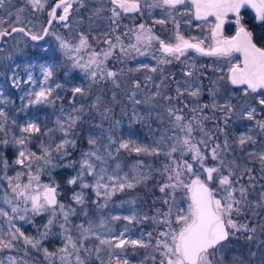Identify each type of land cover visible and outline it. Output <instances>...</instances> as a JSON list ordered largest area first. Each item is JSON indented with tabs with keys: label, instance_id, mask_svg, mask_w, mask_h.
I'll return each instance as SVG.
<instances>
[{
	"label": "snow or ice",
	"instance_id": "1",
	"mask_svg": "<svg viewBox=\"0 0 264 264\" xmlns=\"http://www.w3.org/2000/svg\"><path fill=\"white\" fill-rule=\"evenodd\" d=\"M27 2L37 11L44 10L48 4V0H27ZM108 2L111 5L107 9L111 13L109 18L116 27H119L118 20L123 14L142 13V0H108ZM187 3H190L191 7L184 13L185 15L190 14L201 21H207L209 17L214 18V23L209 29L210 43L206 44L205 39L196 37L185 38L175 20L177 30L174 39L170 42L160 39L153 33L152 28L141 23L123 34L127 36L131 33L134 42L125 45L121 35H115L114 40L106 38L104 43L108 45L107 49L100 52L92 51L88 60L81 63L82 57L71 54L80 53L81 50L90 47L88 38L83 33L80 34L78 45H72L60 36H56V40L59 42L61 52L72 60V68L81 69L93 81L99 76L113 79L115 82L117 72L107 69L106 61L115 54L116 49H119L123 56H130L133 52L144 56L149 54L148 50L153 47L154 41L159 44L157 50L163 54L159 58L161 64H169L173 60L179 61L190 50L200 56L217 58H231L233 54L239 53L240 59L230 62L226 76H221L220 79H226L233 86H243L245 96L257 94L253 99L264 111V44L258 46L253 31L249 29L241 13L242 9H252L255 13L254 19L264 25V0H152L151 3L144 0L143 6L148 9L164 8L169 10L171 15V10H176L179 5ZM4 4L5 0H0V8L4 7ZM74 5H78L75 10L79 11L80 7L85 6L84 0H52L47 24L51 26L59 21L63 22L65 28L69 27L67 21ZM104 10L103 7L98 8L93 14L99 15ZM18 11L22 12L23 9ZM230 15L234 17L236 31L235 35L229 37L224 35V25ZM20 22L21 17L18 15L15 23ZM2 23L5 21L0 20V24ZM155 23L164 24L165 20H157ZM116 27L112 28V33L116 32ZM16 32L23 33L31 41H41L51 34L48 27H44L39 33H34L31 29L26 30L25 27H11V31L7 28L0 30V37L11 36ZM55 67L50 64L40 65L43 82L38 91L28 93L29 104L54 103L53 88L48 86V81L53 77ZM142 67L149 68L146 64ZM187 67L188 70L184 75L192 77L195 67L194 65ZM149 70L157 71L155 67ZM217 70L223 71V69ZM25 83L36 84L31 72L28 73ZM12 84L17 88L20 86V79L15 72ZM135 86L139 87V83ZM56 87L59 88L60 85L57 84ZM84 91L79 86L72 88L74 96L83 95ZM176 91L178 96L186 91L194 98L199 97L201 92L199 87L193 89L191 85L183 91L177 87ZM165 99L172 98L165 97ZM135 103L139 104L141 101L136 100ZM208 107L225 113L223 117L225 125L231 114L235 112V107L230 101L218 104L215 100L211 105H197L191 108L190 111L194 115L187 119L180 114L183 109L169 108L167 111L171 119L170 134L161 137L151 146L140 144L132 138L121 140L115 149L116 153L123 149L138 156H164L166 159L162 171L159 169L157 171L165 177L164 182L159 186V191L166 194L163 203L168 207L165 212L157 209V215L151 217L153 223L157 225V229H154L156 231L154 242L152 232L147 234L149 240L146 242L126 238L127 228L118 235H112L110 221L123 219L129 224L138 222L135 213L126 216L110 215L101 218L98 223L88 220L87 226L85 223L77 225L71 223V217L77 215V208L73 205L79 206L87 216V212L83 211L88 204L85 190L91 189L94 192L97 199L92 203L98 210L106 209L109 201L117 193L133 189L150 180L152 178L150 166H148L149 171H145L143 161H137L129 172H123L120 163H116L110 169L108 159L115 158L110 147H106L105 153L102 154L95 147L97 140L89 138L90 149L95 150L82 153L78 162V171L75 175L67 177V186L76 187L78 190H74L69 197L71 203L65 204L60 199L62 195L59 190L60 185L54 179H50L47 183L42 182L41 174L48 170L50 165L57 166L53 163L54 153L61 159L70 155L67 147L69 145L75 147L76 142L67 137L71 135L80 120V117L73 113L81 112L83 109L74 108L72 112L64 115L63 120L57 119L56 123L65 139L55 146L42 143L39 155L28 150L27 141L33 134L40 133L41 129L36 123H27L21 128V132L27 135L14 138V144L21 149L14 164L21 166L23 171L16 172L14 176L5 174L3 177L7 180L9 191L5 192L0 200L8 206V210L0 207V218H3L9 227L7 230L0 227V251L12 250L18 241H22L25 246V256L29 255L27 249H34L43 254L47 264H92L93 257L99 264H129V260L124 255L127 246L145 249L151 247L154 254L147 259H151L154 264H246L243 257L236 254L229 255L228 245L237 233H248L246 239L249 241L255 238L256 226L241 223L235 218L243 215L244 208L249 206L248 189L240 184V180L245 174L249 176L250 183L255 178L251 175L252 169L245 167L243 172H239L240 165L235 160L226 158L224 153L230 147L227 140L223 145L213 142V135L203 125V121L209 117L200 115ZM256 114V107L250 105L242 107L243 119L254 120ZM0 118H4V122H0V132H5L7 114L2 109H0ZM256 124L264 131V121H256ZM51 131L49 130V133ZM220 131L222 132L223 129ZM197 132L202 134L199 138L195 135ZM109 141L110 144L116 143L111 136ZM166 141L172 142L169 144ZM9 143L7 139L0 140V144L5 146ZM248 143H255V138L251 135H241L238 138L239 146L243 147ZM248 155L258 159L261 170L264 171V152L259 154L253 152ZM209 160L213 162L211 165L208 163ZM76 163L71 162L63 166L75 168ZM0 165L6 173L9 167L8 160L0 159ZM89 177L91 182L88 180ZM178 193L182 194L179 200ZM252 207L264 209V192L260 194L258 201L252 202ZM44 214L49 218L43 225L42 231L37 229V236L26 235L15 223L17 219L32 223L36 216ZM253 214L257 213L253 212ZM139 219L150 218L144 216ZM54 227L59 228L62 245L55 251H49L44 246V241L52 234ZM260 228L264 231V224H261ZM91 239L98 241V244L89 246L88 241ZM105 251L109 257L107 261L101 257V253ZM256 255V252H250L251 257ZM0 264L4 262L0 261ZM7 264H30V262L9 256ZM261 264H264V259L261 260Z\"/></svg>",
	"mask_w": 264,
	"mask_h": 264
},
{
	"label": "rangeland",
	"instance_id": "2",
	"mask_svg": "<svg viewBox=\"0 0 264 264\" xmlns=\"http://www.w3.org/2000/svg\"><path fill=\"white\" fill-rule=\"evenodd\" d=\"M51 1L52 0H48V4L44 10L37 11L31 8L27 0H5L4 7L0 8V20L5 21V23L0 24V30L7 28L11 31V27L23 26L26 29H31L34 33L41 32V30L46 27L47 20L49 19L48 12L52 7ZM147 2L151 3L152 0H147ZM84 4L85 9H88L86 13L76 11L75 9L78 5H74L69 20L67 21L69 27L65 28L63 22H54L49 27V32L51 34L45 36V38L40 41L39 45L29 43L27 36L20 32L12 33L11 36L0 37V109L7 114V120L4 125L5 131H7V133L11 131L14 133L15 138H18L27 135L21 132L23 126L29 122L36 123L40 127L41 132L33 134L29 138L27 141V148L29 151L36 152L39 155L40 145L42 143L55 146V144L65 139L56 123L57 119L63 120L64 115L72 112V109H81L83 106L80 94L74 96L72 88L79 86L86 89L93 85H99L108 81L112 87L111 91L113 92H107V89L104 87H102V89H105L106 92H104V90L103 92L97 90L98 92L93 102L97 116L95 120H93L94 123L92 129L89 131L88 138H95L97 140V145L95 147L98 148L102 154L105 153L106 147H110L115 157L114 159H108V167L110 169L114 167L116 163H120L123 172H129L137 161H143L145 171H149L148 166H150L151 177L156 176L158 179V186H160L164 182L165 177L157 170L159 169L162 171L163 165L166 162L165 157L138 156L135 153H129L123 149L120 150L119 153H116L115 149L118 147L119 142L132 138L143 145H154L161 137H166L170 134L171 119L167 111L169 108L183 109V112L180 114L184 115L187 119L194 115L190 109L197 105H211L213 100L218 104H224L230 101L235 107V112L231 114L227 124L232 125V121L234 120L235 122V119L239 118V123L235 126L236 133L234 139L225 134V129L223 127L225 125L223 119L225 113L222 111L214 110L211 107L205 108L200 115L207 116L209 119L204 120L203 125L205 129L213 135L214 143L223 145L224 141L227 140L230 147L224 155L228 160H235L237 164L240 165L238 169L239 172H243L245 167L252 169L251 175L255 178L254 180L259 179L261 172L259 170L255 172L253 165L243 160L241 150L247 146L250 147L248 154L253 152L257 154L264 152V138H260V131L262 130L256 124V121H264L262 117L264 111L261 110V106L256 104V102L240 97V94L243 93V86H241L240 92L235 93L233 85L229 83V86H227V80L220 79L221 76H226L228 64L240 59V54L235 53L231 58L204 57L190 50L185 56L181 57L179 61L173 60L172 63L161 64L159 58L162 57L163 54L157 50L159 44L154 41L153 47L148 50L149 54L144 56L135 52L131 53L130 56H123L119 52V49H116L115 54L106 61V68L117 72V76L114 78L115 82H113V79L106 77L100 78L99 76L93 81L89 79L88 75L81 69L72 68V60L61 52L59 49V42L56 40V36H60L69 41L72 45H78L81 33L87 38L88 33H91L94 40L90 41L88 38L90 47L81 50L80 53L71 54L72 56L82 57L81 63H84L88 60L89 54L92 51L100 52L107 49L108 45L104 43L106 38L114 40L115 35H121V39L125 45L134 42L131 33L127 36L123 34L141 23L152 28L153 33L160 39L165 42H170L174 39L177 30V24L174 22L175 20L179 24V31L185 38L196 37L198 39H205V43L208 44L211 42L209 29L214 23V18L209 17L207 21H201L196 20L194 16L190 14L185 15L184 13L191 7L190 3L179 5L176 10H171V15H169V10L164 8L148 9L144 7V0H142V13H139L141 18L140 21L133 22L134 17H131V13L123 14L118 20L119 27H116L109 18L111 13L107 11V9L110 8L111 5L108 0H84ZM101 7L105 10L99 15H94L93 13L95 10ZM18 9H23V11L19 12ZM18 15L21 17V22L19 24L15 23ZM161 19L165 20L164 24L155 23V21ZM229 19L233 20L234 17L230 15ZM183 25L186 26L183 28ZM113 27H116L115 33H112ZM105 34H107V36ZM14 41L16 42V49L18 48L20 52L18 54L10 53L8 58V56H5L4 50L7 48V43L12 44ZM153 57L156 58L154 59ZM67 61H69V65L66 71L62 73L63 64ZM41 64L56 66L54 68L53 77L48 81V86L53 88L52 99L54 103L29 104L30 97L28 93L38 91L40 84L43 82V75L40 69ZM145 64L148 65L149 68H143L142 65ZM17 65L18 67H16ZM29 65H32V67H29ZM188 65H194L195 67L192 77L184 75L185 71L188 70ZM152 67H155L157 71H150L149 69ZM217 69H223V71H218ZM74 70H76V72H74ZM14 72L20 79V86L18 88L13 87L12 84ZM29 72H31L36 84L25 83ZM148 77H151V79H148ZM137 83H139V87L135 86ZM57 84L60 85L59 88L56 87ZM189 85H191L193 89L197 87L200 88L201 92L199 97L194 98L186 91H184L183 95H177V87L183 91L187 89ZM115 87L120 89V95L116 93L117 89H115ZM67 93L69 97H67ZM204 93L208 95L207 99L202 98ZM165 97H171L172 99H165ZM136 100L141 101V103H135ZM244 105L257 108V114L254 120L242 118V107ZM82 114V111L73 113V115H78L80 118ZM0 122H4V118H0ZM220 129H223V131L221 132ZM49 130L52 131L49 133ZM45 133L48 134L45 135ZM72 134L73 131L67 139L72 140ZM195 135L199 138L202 134L197 132ZM241 135L253 136L255 138V143H248L243 147L239 146L238 138ZM109 136H111L116 143L110 144ZM233 140L236 143L235 145ZM166 142L170 144L172 141ZM19 150L21 149L19 148ZM80 159L81 156L78 162ZM78 162L75 168L71 167L73 172L70 173L69 176L75 175L76 171H78ZM40 163L42 164V162ZM208 163L211 165L213 162L209 160ZM18 171H23L22 167L19 165L10 169L7 168L6 173L3 169V172L0 174V197H2L5 192L9 191L7 180L3 179L5 174L7 176H14ZM48 172L49 171L46 170L41 174L42 182H49V180L45 181L44 179V177L48 176ZM88 180L91 182L90 177ZM240 184L248 189L249 206L244 208L243 215L235 218L241 223H248L250 226H256V232L254 233L255 238L252 241L246 239L248 233H237L234 241H232L238 245L237 248L239 252L237 255L243 257L246 264H261L257 256H250V252H255L260 247V242L262 240L259 236L261 233V224L256 222L261 213L257 209L252 211L250 208V200L252 197H257V193L261 194V192L255 191L254 181L250 183L247 174L243 175ZM73 188L74 190H78L76 187ZM127 190L129 189L125 191ZM88 192L93 193L94 200L97 199L91 189L85 190L86 196ZM123 192L117 193L112 197L106 209L98 210L97 206H95L96 216L92 221L98 223L101 218H107L110 215L126 216L135 213L138 217V222L129 224L126 221L127 223L124 224L120 222L123 219L119 221H110V227L113 229L112 235H118L127 228L125 232L126 238L140 239L146 242L149 240L147 234L152 232L154 242L156 231H154V229L145 228L141 219H139L144 217V213L139 207L138 200L134 196L120 198L119 196L122 195ZM165 196V193H160L159 199L164 200ZM181 196L182 194L178 193L177 199L179 200ZM61 201L65 204L70 203L66 200ZM73 206L77 208V215L71 217V223L77 225L78 221L76 222L75 220L84 218L85 215L79 207L76 205ZM0 207H4L8 210V206L4 205L2 200H0ZM167 207V205H160L157 209L161 212H165L167 211ZM253 212L257 214L254 215ZM155 213L157 215V211ZM48 218V215L44 214L38 216L35 222L36 224L32 222L30 225V223L19 219H17L15 223L20 228L24 226L25 229L30 225L29 228H27L26 235L37 236V229L42 231L43 225L47 222ZM85 222H87V220L83 221V223ZM85 226L87 225L85 224ZM0 227L5 230L9 227L3 218H0ZM100 231L102 232L103 230ZM51 235L53 236V250L51 251H55L62 245L59 228L54 227ZM21 242L22 241H18L16 247L18 246L20 248L21 245H24L21 244ZM95 244H98V241L95 239L88 241L89 246ZM16 247L14 249H16ZM138 248L139 247L132 246L126 247L124 255L129 260V264H154L151 259H147V257L154 254L151 247L147 249L142 248V250H138ZM12 250L0 251V261L7 264V257L9 256H14L18 260L21 258L26 260L25 257L20 254H13ZM101 257L105 261L109 259L106 251L101 253ZM29 262L30 264H40L35 263V261ZM92 264H99V262L95 261L93 257Z\"/></svg>",
	"mask_w": 264,
	"mask_h": 264
},
{
	"label": "trees",
	"instance_id": "3",
	"mask_svg": "<svg viewBox=\"0 0 264 264\" xmlns=\"http://www.w3.org/2000/svg\"><path fill=\"white\" fill-rule=\"evenodd\" d=\"M90 1V0H89ZM52 2V1H51ZM144 10V9H143ZM86 11H88V9H85V7H81L79 12H83L86 13ZM146 11V10H145ZM144 12V11H143ZM243 13V19L246 22L247 26L249 27L250 30L253 31L254 36L256 38V41L258 43V45L264 44V25H262L260 22H257L254 17L255 15L250 11V9H244L242 10ZM137 22L138 19L136 20L135 18H133V22ZM186 25H183L182 27L184 28ZM226 33H232L234 31L233 28H231L229 25L226 27L225 29ZM19 33V32H18ZM88 38L90 39V41H93V35L91 33H88ZM27 40H29V43H35L36 45L40 44V41H31L29 37H27ZM15 41L12 42V44H8L7 43V48L4 50L5 56H8L10 53L12 54H18L20 52V50L15 47ZM67 62H64L63 64V68H62V73H64L66 71L67 66L69 65ZM71 65V64H70ZM70 68V67H69ZM74 72H76V70H74ZM208 72V71H207ZM210 73V72H208ZM227 86H229V82H226ZM102 87L107 89V92H113L112 87L110 85V83L108 81L103 82L102 84L99 85H93L90 88H86L84 89V94L80 95L81 96V100H82V104L83 106L81 107L83 109L82 111V116L80 118V120L78 121L75 129L73 130V134H72V140H74L76 142L75 147L72 146H68L67 147V151L68 153H70V155L64 157L63 159H61L58 155L54 154L53 156V163L55 165H57L56 167H52L51 165L49 166L48 169V176L44 177L45 181L50 180V179H54L59 185H60V192L62 193L60 199L61 200H66V201H70L69 197L71 196V193L73 192L74 188H69L66 184V179L69 176L70 173L73 172V169L71 167H64L63 165L69 164L71 162H78L80 156L82 153L88 151L90 149V146L88 144V135H89V131L92 129V125H93V120H95L96 116H97V112L93 106V102H94V97L97 94V90H101V92H106L105 89H102ZM241 86H233V89L236 92H240L239 90H241ZM115 89H117V94H119L120 89L118 87H115ZM257 94H252V96H245L244 93L240 94V97L244 98V99H248L249 101L255 102V100L253 99L254 96H256ZM207 94L204 93L202 98L203 99H207ZM67 97H69V94L67 93ZM262 117L264 118V113L262 115ZM235 119V118H234ZM232 121V119H231ZM239 123V118L235 119L232 121V125H224V129H225V134L228 137L231 138H235V126H237V124ZM5 133H7V131L5 132H0V140L3 139H7L10 141V143L5 146L3 144H0V159H7L8 163H9V167L8 169L16 166L14 164L15 159L17 158V153L19 150V146L14 144V133H12L11 131H9V133H7V135H5ZM260 138L263 139L264 138V131H260ZM234 141V140H233ZM234 145L236 144L235 141L233 142ZM250 147H245L243 150H241L242 153V157L243 160L245 162H247L248 164H252L253 167L255 168V172H257L258 170L261 172V175L259 177V179L253 180L254 181V189L255 191H260L261 193L264 192V171L261 170L260 167V162L258 159H255L251 156L248 155V150ZM77 164V163H76ZM243 165V164H242ZM3 172V167L2 165H0V174ZM50 173V174H49ZM160 191H159V186H158V179L156 176H153L150 180H148L145 184H140L138 186H136L133 189H129L125 192L122 193V195H120L119 197H131L134 196L137 200H138V204L139 207L143 210L144 216H148L150 219L147 220H143L141 219V222L143 224V226L145 228H150V229H156L157 225L153 223L151 217L153 215H156V211H157V207H159L160 205L165 206V204L163 203L162 199H159V195H160ZM257 197H252V199L250 200L251 204H250V208L253 210H258L261 214L258 216L259 218L256 220V222L258 224H264V209H253L252 207V202L253 201H258L260 199V194L257 193ZM87 199H88V204L86 206V208L84 210H86L87 212V216H85L84 218H79L77 220H75L76 222L78 221L77 224H81L83 223L84 220H93V218L96 216V209H95V204L92 203V201L94 200V195L91 192L87 193ZM79 207V206H77ZM81 210V209H80ZM83 210V211H84ZM38 216H36L33 220V224H36L35 222L37 221ZM87 218V219H86ZM120 222L126 224L127 222L124 220H121ZM86 224V222H85ZM31 225V223H30ZM28 225L26 227V229L24 228V226L21 228V230L27 234V228H29ZM261 229V228H260ZM260 238H262L261 242H260V247L255 251L257 253V257L260 259V261L262 259H264V231L261 230V233L259 234ZM234 238L230 240L228 248H229V255L231 254H238L239 250L237 248V244L233 243ZM21 244H23L21 242ZM44 246L47 247L49 249V251L53 250V236L50 235L49 238L44 241ZM152 249V248H151ZM138 250H142L141 247L138 248ZM27 251L29 252V255L25 256V246L21 245V247L19 248L18 246L16 247V249L12 250L13 254H20L21 256L25 257L26 260L28 261H35V263H40V264H47V261H45L43 254L41 252H37L34 249H27ZM158 256V254H156Z\"/></svg>",
	"mask_w": 264,
	"mask_h": 264
},
{
	"label": "flooded vegetation",
	"instance_id": "4",
	"mask_svg": "<svg viewBox=\"0 0 264 264\" xmlns=\"http://www.w3.org/2000/svg\"><path fill=\"white\" fill-rule=\"evenodd\" d=\"M140 14L139 13H131V17H134L136 20L138 19V21H140V16H139ZM136 22V21H135ZM47 24V23H46ZM230 26L231 28H233L234 29V31L232 32V33H226V31H225V29H226V27L227 26ZM224 31H225V36H230V35H232L233 33H235V31H236V26H235V24H234V19L233 20H230L229 19V17H228V19H227V21H226V23H225V25H224Z\"/></svg>",
	"mask_w": 264,
	"mask_h": 264
},
{
	"label": "water",
	"instance_id": "5",
	"mask_svg": "<svg viewBox=\"0 0 264 264\" xmlns=\"http://www.w3.org/2000/svg\"><path fill=\"white\" fill-rule=\"evenodd\" d=\"M246 9H247V8H246ZM248 9H250V8H248ZM242 10H244V9H242ZM242 10H241V11H242ZM250 10H251V12L255 15L254 11H253L252 9H250ZM257 22H258V21H257ZM18 27H23V26H18ZM46 27L49 28L50 26H49L48 24H46ZM25 29H26V28H25ZM26 30H27V29H26ZM233 35H235V33H233V34L230 35V36H233ZM230 36H229V37H230ZM258 46H260V45H258ZM238 54H239V53H238Z\"/></svg>",
	"mask_w": 264,
	"mask_h": 264
}]
</instances>
